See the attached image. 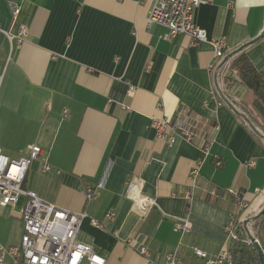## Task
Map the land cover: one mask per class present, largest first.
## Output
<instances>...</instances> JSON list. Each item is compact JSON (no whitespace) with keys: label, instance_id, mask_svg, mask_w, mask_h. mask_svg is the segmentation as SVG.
Masks as SVG:
<instances>
[{"label":"crops","instance_id":"1","mask_svg":"<svg viewBox=\"0 0 264 264\" xmlns=\"http://www.w3.org/2000/svg\"><path fill=\"white\" fill-rule=\"evenodd\" d=\"M9 1L20 8L14 21ZM152 2L0 0V148L11 158L27 144L45 150L50 170L32 159L23 187L100 219L103 228L84 219L77 239L103 254L106 264H146L138 243L157 264L176 247L184 264L196 263L190 246L216 254L228 220H244L264 207L256 192L264 189V139L220 94L244 106L264 128L252 92L230 68L234 56H226L256 39L244 52L264 79V0H205L194 10L193 22L209 37L226 39L228 58L212 68L209 42L195 43L185 33L167 37L166 27L147 24ZM21 26L25 37L9 41L5 32L16 34ZM178 115L198 121L195 144L156 136L153 118ZM207 135L213 141L205 154L199 144ZM215 156L222 160L219 167ZM248 159L254 166L244 165ZM194 165L199 174L187 199ZM98 179L103 186L97 198L87 200L84 186ZM226 187L242 191L244 210ZM141 198L152 201L144 202V214L135 209ZM109 209L115 211L112 221L104 218ZM179 215L191 226L183 235L173 230ZM259 232L264 243V220ZM21 234L17 209L0 206V243L17 245Z\"/></svg>","mask_w":264,"mask_h":264},{"label":"built area","instance_id":"2","mask_svg":"<svg viewBox=\"0 0 264 264\" xmlns=\"http://www.w3.org/2000/svg\"><path fill=\"white\" fill-rule=\"evenodd\" d=\"M205 0H153L148 17V25H162L167 28L166 36L185 33L190 35L195 43L207 41L212 46V59L209 67L225 54L227 43L223 36L209 37L202 27L193 22L194 10ZM8 7L12 21L16 20L19 13V5L15 1H9ZM27 29L19 27L16 34L5 32L6 37L20 42L26 35ZM2 68L0 67V82L2 79ZM156 136L167 143H173L177 138L194 143L198 139V121L188 115H178L172 119L156 117L151 121ZM212 136H203L200 148L205 154L208 153L212 144ZM32 159L41 161L43 171L50 170L45 150L38 144H27L25 151L18 158H11L0 148V206L10 205L16 208L22 221V234L17 245L4 246L0 243V264H106V258L91 245L77 239L81 223L88 219L92 226L103 228L100 219L89 216L85 211H71L54 203L41 199L34 191L25 189L23 182L29 163ZM213 163L219 167L222 160L215 156ZM255 161L248 159L244 161L246 167L254 166ZM199 174L198 166L194 165L189 170L188 176L192 181L191 187L184 192L185 198L193 195L194 181ZM103 186L102 179L93 184L85 185L84 196L87 200H94L98 191ZM230 195L238 210H244L247 202L242 191L234 187L223 189ZM264 197V189L256 190ZM20 198L22 204L17 206ZM135 209L144 214L146 204L152 202L150 199L141 198L135 201ZM115 211L109 209L105 212L106 221H112ZM236 217L228 220L224 227L225 241L219 251L209 255L206 251L190 246L192 255L197 259L193 264H226L230 263L232 254L229 250L230 242L235 239ZM191 229L186 215H179L174 219L173 230L185 234ZM256 241V239H255ZM126 244H131V239H126ZM137 252L142 255L146 264H157L150 255L144 243H138ZM9 256V260L5 257ZM163 264H184L178 254V247L168 252Z\"/></svg>","mask_w":264,"mask_h":264},{"label":"trees","instance_id":"3","mask_svg":"<svg viewBox=\"0 0 264 264\" xmlns=\"http://www.w3.org/2000/svg\"><path fill=\"white\" fill-rule=\"evenodd\" d=\"M256 39H251L243 42L234 49H232L226 56L229 58L234 56L230 62V68L235 72L241 83L245 84L254 96L253 105L259 111L264 119V79L260 73L249 61L244 50L251 45ZM224 56L223 60L226 57ZM221 66V65H220ZM218 66V68L220 67ZM217 77L218 74H215ZM221 97H225L231 104L229 108L238 116L244 123H246L251 131L259 138L264 139V128L257 121L255 117L249 115L244 106L237 104L225 92L220 90ZM237 110L238 112H236ZM239 113H243L247 118L246 121ZM250 122L251 125L248 123ZM258 212L240 220L236 224V236L229 244V250L232 254L231 264H261L259 258V251L262 254L264 262V243L260 235V225L264 220V214L257 215ZM250 236L256 239L251 241Z\"/></svg>","mask_w":264,"mask_h":264},{"label":"water","instance_id":"4","mask_svg":"<svg viewBox=\"0 0 264 264\" xmlns=\"http://www.w3.org/2000/svg\"><path fill=\"white\" fill-rule=\"evenodd\" d=\"M222 99H223V101L226 103V104H228L229 106L231 105L230 103H229V101L225 98V97H222ZM236 112H238L237 110H235ZM240 114V116H242L246 121H248V118L243 114V113H239ZM250 125H251V123L250 122H248ZM252 126V125H251ZM264 213V207L257 213V215L256 216H258V215H261V214H263ZM250 240L251 241H254L255 242V239L253 238V237H251L250 236ZM259 258H260V260H261V264H264V262H263V260H262V254H261V252L259 251Z\"/></svg>","mask_w":264,"mask_h":264}]
</instances>
